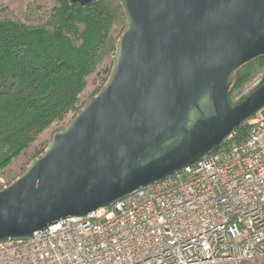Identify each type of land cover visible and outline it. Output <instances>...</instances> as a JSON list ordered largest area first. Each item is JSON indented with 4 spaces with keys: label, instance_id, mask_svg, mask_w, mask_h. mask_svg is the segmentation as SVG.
Instances as JSON below:
<instances>
[{
    "label": "water",
    "instance_id": "1",
    "mask_svg": "<svg viewBox=\"0 0 264 264\" xmlns=\"http://www.w3.org/2000/svg\"><path fill=\"white\" fill-rule=\"evenodd\" d=\"M88 7L99 0H64ZM113 66L46 151L0 189V242L110 207L214 152L264 107L234 72L264 55V0H119Z\"/></svg>",
    "mask_w": 264,
    "mask_h": 264
},
{
    "label": "built area",
    "instance_id": "2",
    "mask_svg": "<svg viewBox=\"0 0 264 264\" xmlns=\"http://www.w3.org/2000/svg\"><path fill=\"white\" fill-rule=\"evenodd\" d=\"M242 124L108 208L0 242V264H264V107Z\"/></svg>",
    "mask_w": 264,
    "mask_h": 264
},
{
    "label": "trees",
    "instance_id": "3",
    "mask_svg": "<svg viewBox=\"0 0 264 264\" xmlns=\"http://www.w3.org/2000/svg\"><path fill=\"white\" fill-rule=\"evenodd\" d=\"M57 4L41 25L0 21V170L53 123L78 109L80 94L104 58L112 56L113 66L116 43L125 29L119 0H99L88 7L64 0ZM120 22L122 32L114 39L111 29ZM263 66L264 55L234 72L229 103L232 91ZM245 137L241 124L232 139L241 142Z\"/></svg>",
    "mask_w": 264,
    "mask_h": 264
},
{
    "label": "rangeland",
    "instance_id": "4",
    "mask_svg": "<svg viewBox=\"0 0 264 264\" xmlns=\"http://www.w3.org/2000/svg\"><path fill=\"white\" fill-rule=\"evenodd\" d=\"M57 0H0V21L12 20L27 25H41L47 14L57 7ZM124 22L114 25L111 29V37L117 38ZM82 30V27H81ZM112 67V56L103 59L97 71L89 77L84 91L79 96L77 110L70 112L62 121L53 123L41 133L30 147L22 152L17 158L0 170V189L8 187L15 182L27 169L30 163L36 159L38 153L47 148L53 136L68 126L78 111L95 97L106 84ZM264 81V66L252 73L249 78L230 95V103L236 105L244 100ZM242 100V101H243Z\"/></svg>",
    "mask_w": 264,
    "mask_h": 264
}]
</instances>
